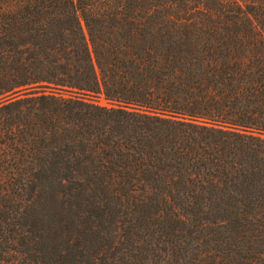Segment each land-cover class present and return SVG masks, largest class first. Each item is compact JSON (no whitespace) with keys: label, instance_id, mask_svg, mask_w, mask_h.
Instances as JSON below:
<instances>
[{"label":"trees","instance_id":"16d2710c","mask_svg":"<svg viewBox=\"0 0 264 264\" xmlns=\"http://www.w3.org/2000/svg\"><path fill=\"white\" fill-rule=\"evenodd\" d=\"M0 264H264V0H0Z\"/></svg>","mask_w":264,"mask_h":264},{"label":"rangeland","instance_id":"374dc122","mask_svg":"<svg viewBox=\"0 0 264 264\" xmlns=\"http://www.w3.org/2000/svg\"><path fill=\"white\" fill-rule=\"evenodd\" d=\"M237 1L242 2V1H244V0H237ZM101 103L104 104V102H101Z\"/></svg>","mask_w":264,"mask_h":264}]
</instances>
